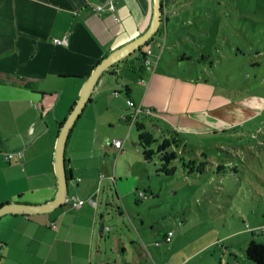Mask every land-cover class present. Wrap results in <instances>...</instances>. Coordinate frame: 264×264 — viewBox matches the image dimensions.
I'll return each instance as SVG.
<instances>
[{
  "label": "crops",
  "instance_id": "crops-1",
  "mask_svg": "<svg viewBox=\"0 0 264 264\" xmlns=\"http://www.w3.org/2000/svg\"><path fill=\"white\" fill-rule=\"evenodd\" d=\"M152 10L153 0H0V206L11 202L43 204L55 197V148L62 124L95 66L143 34L151 23ZM260 16L264 24V11ZM168 23L169 15L164 12L150 43L160 39ZM240 29L243 33L244 27ZM55 39L67 43L57 45ZM262 42L260 36L259 44ZM150 45L142 48L150 67H144L138 51L114 64L100 77L76 120L65 151L67 201L48 213L0 218V264H165L159 252L157 262L154 253L133 240L134 244L127 246L114 237V258L102 247L109 228L101 207L111 204L112 188L127 210V197L140 185L137 182L126 191L121 186L124 178L129 181L132 170L125 160L130 127L125 138L123 131L109 141L100 139L103 127L125 128L133 111L127 103L131 100L143 110L134 125L141 130L154 123L164 140L171 135L178 138L181 132L207 131L200 127L194 131L188 113L208 109L209 80L175 74L168 61H164L166 69L162 68V56L159 59ZM235 49L237 56L245 57L238 44ZM199 57L204 62L213 59L209 53ZM227 58L219 56L220 60ZM184 60H178L179 66ZM121 94L126 95V106L115 101ZM181 117L184 126L178 124ZM160 122L167 124V134ZM115 139L124 141L120 153L112 145ZM17 152L22 155L6 159V153ZM112 154L116 155L114 161ZM77 201L84 203L77 208L73 206ZM174 235L170 243L163 237L162 243L171 244L169 251L177 248L181 236L173 241Z\"/></svg>",
  "mask_w": 264,
  "mask_h": 264
},
{
  "label": "rangeland",
  "instance_id": "rangeland-1",
  "mask_svg": "<svg viewBox=\"0 0 264 264\" xmlns=\"http://www.w3.org/2000/svg\"><path fill=\"white\" fill-rule=\"evenodd\" d=\"M260 1L170 0L165 4L168 26L163 27L159 42L154 39L150 46L159 59L162 56V68L168 61L175 74L209 80L208 109L188 113L194 131L199 127L207 131L181 132L178 138L171 135L164 140L151 122L142 130L134 125L130 132L129 124L103 127L100 139L108 141L123 131V138L130 133L125 160L132 170L121 186L126 191L140 184L127 197V210L113 188L111 204L101 207L109 228L102 246L107 256L114 258L113 240L120 237L127 246L133 241L146 246L157 262L159 252L165 264H252L245 258L247 244L264 242V24L260 16L264 2ZM237 44L244 58L236 55ZM204 53L213 59L205 63L199 57ZM222 54L228 58L220 60ZM115 101L126 106V95L115 96ZM180 119L178 124L184 126ZM159 127L168 133L165 122ZM140 134H146L150 143L141 141ZM159 148L174 157L167 164L170 174L162 171ZM111 158L114 161L116 155ZM124 164L129 170V164ZM139 191L147 198L139 199ZM169 231L175 234L173 241L181 234L177 248L170 251L171 244L162 243Z\"/></svg>",
  "mask_w": 264,
  "mask_h": 264
},
{
  "label": "water",
  "instance_id": "water-1",
  "mask_svg": "<svg viewBox=\"0 0 264 264\" xmlns=\"http://www.w3.org/2000/svg\"><path fill=\"white\" fill-rule=\"evenodd\" d=\"M165 0H153L152 19L147 30L130 41L126 45L112 51L103 58L94 68L88 77L82 91L68 114L66 120L60 128L55 148V170L58 181V190L55 197L43 204H27L20 202L6 203L0 206V218L7 214H42L54 210L56 207L67 201L68 195V176L65 165V151L70 132L82 113L84 107L89 102L100 77L114 64L119 63L131 54L139 51L143 45L148 43L159 30L164 17Z\"/></svg>",
  "mask_w": 264,
  "mask_h": 264
},
{
  "label": "built area",
  "instance_id": "built-area-1",
  "mask_svg": "<svg viewBox=\"0 0 264 264\" xmlns=\"http://www.w3.org/2000/svg\"><path fill=\"white\" fill-rule=\"evenodd\" d=\"M109 8L112 10L113 9V6L110 5ZM102 8L101 7H97L96 10H101ZM54 43L57 44V45H64L67 43V41L64 39V40H60V39H55L54 40ZM151 51H148V54H150ZM145 67L146 68H149L150 67V61L146 60L145 61ZM128 103V106L130 108L133 109V111L130 113L129 115V119H128V124H129V127H132L134 124H136L140 114L142 113V108L140 106H137L135 105L134 102H132L131 100H128L127 101ZM112 145L118 150V152H122L123 150V145H124V141L121 140V139H115L112 141ZM15 155H18L19 157L22 155L21 152H17V153H6L5 156H6V159L7 160H11L14 158ZM138 197L139 198H145L146 197V193L143 192V191H139L138 192ZM84 201H77V202H74L73 203V206L74 207H80L81 205H83ZM92 203H94L92 201ZM174 235V232L173 231H169L166 233L165 237H164V242L165 243H170L172 241V237Z\"/></svg>",
  "mask_w": 264,
  "mask_h": 264
},
{
  "label": "trees",
  "instance_id": "trees-1",
  "mask_svg": "<svg viewBox=\"0 0 264 264\" xmlns=\"http://www.w3.org/2000/svg\"><path fill=\"white\" fill-rule=\"evenodd\" d=\"M168 2V0H165V4ZM150 42L146 43L141 47V49L138 51L140 55L142 56L139 60L144 62V67H145V55L142 51V48L145 46H148ZM146 68V67H145ZM142 69V68H141ZM140 69V70H141ZM142 130V129H141ZM145 135H141V141H144L150 143L147 141L145 138ZM146 139V140H145ZM161 146V145H159ZM161 148V147H160ZM159 148V152L162 153L161 149ZM145 156H148L147 153H145ZM174 157H169L165 151L163 152V156H161V161L164 162L166 166H162V171L166 172L169 174L171 171L167 170V164H169V161H171ZM200 171V170H199ZM245 258L248 260V262H251L252 264H264V242L263 241H255V240H250L249 243L247 244L245 250H244Z\"/></svg>",
  "mask_w": 264,
  "mask_h": 264
}]
</instances>
